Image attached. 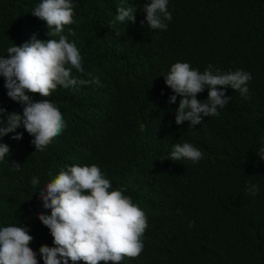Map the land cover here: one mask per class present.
Returning <instances> with one entry per match:
<instances>
[{
    "label": "trees",
    "instance_id": "16d2710c",
    "mask_svg": "<svg viewBox=\"0 0 264 264\" xmlns=\"http://www.w3.org/2000/svg\"><path fill=\"white\" fill-rule=\"evenodd\" d=\"M40 2L0 0V57L33 34L59 38L48 37L45 21L32 15ZM148 2L71 0L74 22L61 34L75 42L84 68L72 75L101 83L30 94L52 102L66 127L43 151L35 150L23 126L16 130L22 139L2 138L10 153L0 161V228L27 226L29 246L44 264L39 247L54 245L37 216L50 210L36 191L61 169L95 164L147 216L142 252L120 264H264V0H169L167 30L147 26ZM121 5L135 8V22L116 21ZM178 61L200 72L209 64L249 72L250 99L227 88L230 99L218 116L177 125L181 97L168 102L175 93L163 75ZM206 98L207 89L197 94ZM0 107L23 110L7 96L3 76ZM185 142L203 153L199 162L169 159L174 144ZM249 185L258 187L255 195Z\"/></svg>",
    "mask_w": 264,
    "mask_h": 264
},
{
    "label": "clouds",
    "instance_id": "9594fccd",
    "mask_svg": "<svg viewBox=\"0 0 264 264\" xmlns=\"http://www.w3.org/2000/svg\"><path fill=\"white\" fill-rule=\"evenodd\" d=\"M169 0H150L143 6L147 26L153 30H167L166 21L172 19L168 10ZM32 15L45 21L48 37L58 39L40 40L33 34L29 41L7 49L8 55L0 57V76L4 78L7 96L22 105V112H8L0 107V161L10 153L9 145L2 138L20 140L22 132L16 130L23 126L33 137L31 143L36 151H43L66 127L60 110L49 100H34L30 94L41 97L51 95L58 86L65 89H78L87 83L100 85L94 77L85 81L74 77L72 70L83 73L82 56L75 42L61 34L65 25L72 24L73 4L71 0H41L31 11ZM133 6L117 8L116 21L135 22ZM143 24V21L141 22ZM75 35L74 32L71 33ZM165 84L175 95L168 98L169 103L181 97L175 109L177 125L188 121L191 126L199 125L203 118L218 116V108L229 102L227 88L236 90L241 97L250 99L249 72L213 70V65L200 72L188 62H175L163 75ZM207 89L205 100L197 99V94ZM259 157L264 160V148ZM203 158L199 148L191 143H176L169 159H186L197 163ZM16 163V162H13ZM17 167L19 166L18 163ZM31 184L39 180L33 177ZM255 195L258 187L247 186ZM42 207L50 213H37L53 238V245L42 244L39 254L44 264H120L125 258H136L143 250L142 237L147 228V216L131 197L120 189H114L100 168L72 165L59 173L46 185L36 191ZM33 240L29 229L23 224H9L0 228V264H38L37 253L29 245Z\"/></svg>",
    "mask_w": 264,
    "mask_h": 264
}]
</instances>
